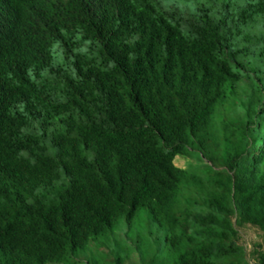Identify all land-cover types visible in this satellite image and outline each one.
<instances>
[{
  "label": "trees",
  "instance_id": "obj_1",
  "mask_svg": "<svg viewBox=\"0 0 264 264\" xmlns=\"http://www.w3.org/2000/svg\"><path fill=\"white\" fill-rule=\"evenodd\" d=\"M81 250L264 264V0H0V264Z\"/></svg>",
  "mask_w": 264,
  "mask_h": 264
},
{
  "label": "rangeland",
  "instance_id": "obj_2",
  "mask_svg": "<svg viewBox=\"0 0 264 264\" xmlns=\"http://www.w3.org/2000/svg\"><path fill=\"white\" fill-rule=\"evenodd\" d=\"M186 159L183 157H176L175 164L179 167H184ZM261 232L253 226H244L240 228V243L245 247L247 253H250L257 243H261ZM90 251H78L72 258L71 264H86ZM132 261H134L132 259ZM50 264V263H49Z\"/></svg>",
  "mask_w": 264,
  "mask_h": 264
}]
</instances>
